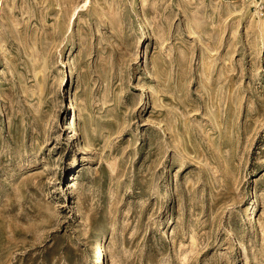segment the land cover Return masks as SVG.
I'll return each instance as SVG.
<instances>
[{
  "label": "rangeland",
  "instance_id": "1",
  "mask_svg": "<svg viewBox=\"0 0 264 264\" xmlns=\"http://www.w3.org/2000/svg\"><path fill=\"white\" fill-rule=\"evenodd\" d=\"M0 2V264H264V0Z\"/></svg>",
  "mask_w": 264,
  "mask_h": 264
},
{
  "label": "bare ground",
  "instance_id": "2",
  "mask_svg": "<svg viewBox=\"0 0 264 264\" xmlns=\"http://www.w3.org/2000/svg\"><path fill=\"white\" fill-rule=\"evenodd\" d=\"M86 1H87V0H85V3H86ZM136 3H137V2L134 3V7H136ZM0 8H1V2H0ZM137 20L141 21V20H142V17H141L140 15H138ZM73 29H74V25H73V23H70L69 31H68V32H72ZM148 33H149L148 28H147V27H144V28H142V29L140 30L139 37H140V38H141V37H142V38H145V37L148 35ZM72 38H73V37H72ZM63 59H64V58H63ZM70 61H71V60H70V55H69V56L67 57L66 60H63V61H62V63L65 64V63H69ZM69 70H70V71H69V74H71V73L74 72V71H73V67L70 68ZM72 121H74V119H72ZM72 185H74V182H72V180H70V182H69V187H71ZM249 219H250V218H249ZM90 248H91V251H92V252H99L100 259H102V260L104 259L103 254L101 253V244H100L98 238L94 239V241H93V242L91 243V245H90ZM100 259H99V260H100Z\"/></svg>",
  "mask_w": 264,
  "mask_h": 264
}]
</instances>
